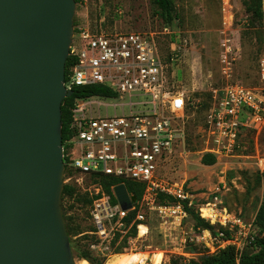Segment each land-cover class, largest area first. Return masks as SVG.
<instances>
[{
    "label": "built area",
    "instance_id": "obj_1",
    "mask_svg": "<svg viewBox=\"0 0 264 264\" xmlns=\"http://www.w3.org/2000/svg\"><path fill=\"white\" fill-rule=\"evenodd\" d=\"M76 35L69 54L75 57V64L65 77L66 88L99 85L117 93L116 97L78 98L71 108V136L65 164L80 176L78 182L84 177L120 179L112 185V193H106L102 185L96 186L92 217L97 239L90 243V249L105 258L106 264L110 257L118 255L111 245L117 232L125 235L136 224V236L130 240L146 237L150 231L149 215L155 212L166 222L181 228L182 235L177 236L175 242L178 247L172 253L182 262L188 263L203 253H217L228 246H234L239 253L251 248L257 239L252 224L232 215L226 207H220L221 201H201L196 211L200 214L202 206L211 204L215 217H202L220 227L195 229L192 225L189 230L183 229L184 220L190 216L187 206L194 207L195 195L187 191L184 184L169 179L163 169L178 148L186 143L187 102L184 93L174 89L157 34L91 32L80 27ZM224 47L222 59L230 68L231 59H235H230L232 46L224 43ZM258 78L260 85L255 87L227 83L220 88H210L211 99L202 138L203 154L211 153L216 158L230 156L239 146L244 130H262L264 51L258 62ZM123 95L128 99L123 103L94 100ZM119 105L122 106L121 113H108L109 106ZM101 106L105 107V114L101 112ZM126 181L143 185L140 199L133 200L134 194L125 189ZM117 186H123L126 201L131 203L127 209L117 198ZM161 194L174 197L176 201L165 199L162 202ZM133 211L136 215L127 224L126 218ZM161 252L152 255L145 251L132 252L138 256L131 264H167L168 261L163 260L165 251ZM159 254L162 257L155 263L154 258Z\"/></svg>",
    "mask_w": 264,
    "mask_h": 264
},
{
    "label": "rangeland",
    "instance_id": "obj_2",
    "mask_svg": "<svg viewBox=\"0 0 264 264\" xmlns=\"http://www.w3.org/2000/svg\"><path fill=\"white\" fill-rule=\"evenodd\" d=\"M178 13L172 23L165 22L156 14L152 0H84L77 3L74 15V36L80 27L91 32H145L156 33L162 55L169 64V75L175 90L182 91L187 102V139L180 146L172 160L164 166V173L172 181L184 184L194 194V209L203 202H219L229 213L252 224L257 237L264 236V230L255 222V217L264 201V127L262 130L243 131L239 146L230 156H221L213 165L202 163L203 135L210 88H220L227 83H242L259 86L258 62L264 51V17L262 25H250V15L243 0H171ZM264 11V0H263ZM224 43L231 45L230 68L223 62ZM115 104L128 101L126 96L118 98H94ZM100 110L105 114V107ZM125 110H128L125 106ZM109 114H119L122 106H109ZM69 177L72 179L69 180ZM65 168L64 185L76 188L73 198H67V214L72 225H78L82 233L72 236L75 263L83 264L77 251L90 248L94 239L92 211L97 198L96 186L102 185L101 178L84 177ZM104 191H106L104 189ZM106 193H109L106 191ZM135 196V195H134ZM136 197V196H135ZM133 198V197H132ZM92 200V202H89ZM62 204V200H61ZM207 204L200 209V217ZM72 206V207H70ZM203 218V217H202ZM212 230L220 227L213 225ZM150 231L146 237L130 240L124 244L122 235L115 243L121 248L118 254L109 258L106 264L118 260L121 255L145 251L151 255L165 251L164 261L171 264L175 258L172 250L178 247L176 237L182 235L181 228L166 222L158 213L149 215ZM204 228L189 216L183 222V229ZM117 235V234H116ZM180 238V237H178ZM203 249V247H200ZM93 256L97 251L92 250ZM101 254V253H100ZM162 257V254L157 255ZM156 257V256H155ZM101 258V257H100ZM182 261V260H181ZM89 262V261H88ZM89 264H91L89 262Z\"/></svg>",
    "mask_w": 264,
    "mask_h": 264
},
{
    "label": "water",
    "instance_id": "obj_3",
    "mask_svg": "<svg viewBox=\"0 0 264 264\" xmlns=\"http://www.w3.org/2000/svg\"><path fill=\"white\" fill-rule=\"evenodd\" d=\"M76 7V0H0V264H76L61 204ZM115 193L131 206L123 186Z\"/></svg>",
    "mask_w": 264,
    "mask_h": 264
},
{
    "label": "trees",
    "instance_id": "obj_4",
    "mask_svg": "<svg viewBox=\"0 0 264 264\" xmlns=\"http://www.w3.org/2000/svg\"><path fill=\"white\" fill-rule=\"evenodd\" d=\"M154 6L156 7V14L160 15L161 18L167 22L172 23L175 19L178 18V13L176 11L175 6L173 5L171 0H152ZM243 4L245 6L246 11L250 15V25L255 27H260L262 25V19L264 17V11H263V0H243ZM75 64V57L72 55L68 57L66 62V76H68L69 69L72 67V65ZM74 93L66 97L63 100L62 103V137H63V145L65 148V162H68V158L66 156L67 147H68V140L71 136V120H72V112L71 108L73 107L75 101L78 98H86V97H92V96H109V97H116L117 93L113 91L112 89L105 87V86H86V87H74L73 88ZM210 99H211V93H210ZM210 102V101H209ZM209 106V103L207 104V108ZM217 161V158L215 155L211 153H206L202 157V163L206 165H213ZM66 169L70 170L68 167V164H66ZM101 181L103 182L104 189L112 193V185L117 184L120 182V179L114 178V177H102ZM128 192L133 193L137 199H140L143 194V185L140 183H136L133 181H126V188ZM76 194V188L72 184H65L62 191V210L63 215L66 222L67 231L70 237V243L71 247L75 249L74 244L72 242V236L75 234L82 233L80 231V227L78 225H72L71 223V217L68 216L67 210L68 207L65 203V200L67 198H73ZM165 199H169V201L174 202L176 199L171 196H166L161 194L160 195V201L164 202ZM116 201L117 199H113ZM89 202H92L90 200ZM72 207V206H70ZM187 210L190 213V216L197 220V223L204 228L212 229L213 226L209 224V222L200 217L198 212L193 207H188ZM136 215V211H133L129 214V216L126 218L127 224L131 223L133 218ZM256 224L261 227L264 230V201L259 209V211L256 214L255 217ZM96 231V228L94 226L93 232ZM137 228L136 224L132 226V228L129 230V233L125 238L123 239L124 244H126L128 238L130 236H136ZM96 234H94V239H96ZM120 238V233H117L115 239L112 241L113 247H115V243ZM123 249V247L118 248L115 247V250L117 253L122 252L120 251ZM78 256L81 259L89 261L91 264H104L105 258H100L93 256L92 250L86 245L84 248H81L77 251ZM171 264H264V236L257 237L256 241L254 242V245L244 250L242 253H239L236 251L234 246H228L224 249H221L217 253L210 254V253H203L202 255L198 256L197 258L191 260L190 262H182L180 257H175L171 259Z\"/></svg>",
    "mask_w": 264,
    "mask_h": 264
},
{
    "label": "bare ground",
    "instance_id": "obj_5",
    "mask_svg": "<svg viewBox=\"0 0 264 264\" xmlns=\"http://www.w3.org/2000/svg\"><path fill=\"white\" fill-rule=\"evenodd\" d=\"M205 206V205H204ZM203 207V206H202ZM202 216L203 217H212L214 218L215 217V214L213 213V210L211 209V207H206V209L204 210V212L202 213ZM138 255L136 254H132V255H121V257L123 258H120L118 260H113V262H111V264H131L135 258L137 257ZM154 261L155 263H158L160 261V257L156 256L154 258ZM83 264H89V262L87 260H85L83 262ZM109 264V263H108Z\"/></svg>",
    "mask_w": 264,
    "mask_h": 264
}]
</instances>
